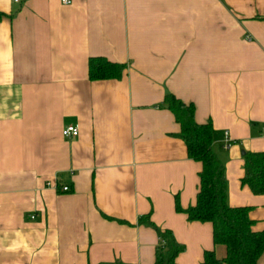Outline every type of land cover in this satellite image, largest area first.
Instances as JSON below:
<instances>
[{"label":"crops","instance_id":"1","mask_svg":"<svg viewBox=\"0 0 264 264\" xmlns=\"http://www.w3.org/2000/svg\"><path fill=\"white\" fill-rule=\"evenodd\" d=\"M90 57L125 68L91 80ZM165 94L210 122L227 204L263 230L264 194L240 178L243 152L264 151V0H0V264H153L146 219L184 246L175 264L224 256L175 211L200 163Z\"/></svg>","mask_w":264,"mask_h":264},{"label":"trees","instance_id":"2","mask_svg":"<svg viewBox=\"0 0 264 264\" xmlns=\"http://www.w3.org/2000/svg\"><path fill=\"white\" fill-rule=\"evenodd\" d=\"M124 68V64L102 57L88 59V77L91 80L117 79ZM163 102L179 124V136L185 143L187 157L200 163L194 204L181 208L175 201V211L184 213L188 221L209 222L213 244L225 248L221 258L216 257L213 250L204 251L201 264H256L264 250V229H252L249 207L227 204L223 164L211 148L210 122H195L193 105L172 94H165ZM242 160L241 185L247 186L253 194H264V151H245ZM145 223L155 230L158 237L153 264H175V257L184 246L173 238L169 230H159L148 219Z\"/></svg>","mask_w":264,"mask_h":264},{"label":"built area","instance_id":"3","mask_svg":"<svg viewBox=\"0 0 264 264\" xmlns=\"http://www.w3.org/2000/svg\"><path fill=\"white\" fill-rule=\"evenodd\" d=\"M60 1L63 4H68L70 2V0H60ZM245 39L249 40L250 38L249 36L246 35ZM77 133H78V129L76 125H67L61 129V135L65 138H73L77 135ZM229 144H230V139L227 136V131H223V146L227 147L229 146ZM67 189H68L67 186H62L60 188L61 191H66ZM32 217H33L32 215L29 216V218H32Z\"/></svg>","mask_w":264,"mask_h":264}]
</instances>
